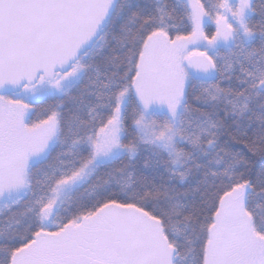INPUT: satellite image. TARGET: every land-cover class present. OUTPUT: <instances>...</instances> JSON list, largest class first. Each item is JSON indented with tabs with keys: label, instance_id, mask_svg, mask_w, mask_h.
I'll return each instance as SVG.
<instances>
[{
	"label": "snow or ice",
	"instance_id": "obj_1",
	"mask_svg": "<svg viewBox=\"0 0 264 264\" xmlns=\"http://www.w3.org/2000/svg\"><path fill=\"white\" fill-rule=\"evenodd\" d=\"M0 264H264V0H0Z\"/></svg>",
	"mask_w": 264,
	"mask_h": 264
}]
</instances>
